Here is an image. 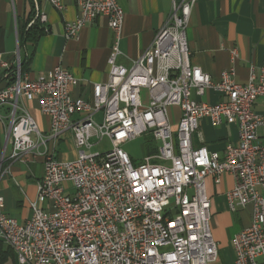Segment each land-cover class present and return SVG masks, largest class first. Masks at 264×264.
<instances>
[{
	"label": "built area",
	"instance_id": "1",
	"mask_svg": "<svg viewBox=\"0 0 264 264\" xmlns=\"http://www.w3.org/2000/svg\"><path fill=\"white\" fill-rule=\"evenodd\" d=\"M47 1L63 8V0ZM74 1L78 16L66 25L67 38L101 15L108 18V78L94 84L91 100L75 97L71 89L78 78L71 71L56 65L30 79L17 53L16 79L0 89V107H11L9 163L0 164V175L10 173L13 162L39 158L43 174L24 222L4 212L0 195V240L21 264H219L207 180L219 183L229 173V210L253 209L250 225L232 237L233 264H264V63L245 83L235 80L232 69L212 79L190 58L186 30L197 0H173L151 43L124 65L119 57L125 15L118 1ZM46 20L41 12L33 19ZM209 91L225 98L212 104L193 97ZM21 98L38 99L50 119L47 135ZM258 99L261 111L255 109ZM173 107L180 111L176 121ZM203 117L215 126L237 124L238 142L228 143L222 154L196 145ZM67 131L77 149L74 159L58 155ZM145 133L156 151L134 163L122 145ZM104 140L109 147L92 150Z\"/></svg>",
	"mask_w": 264,
	"mask_h": 264
},
{
	"label": "crops",
	"instance_id": "2",
	"mask_svg": "<svg viewBox=\"0 0 264 264\" xmlns=\"http://www.w3.org/2000/svg\"><path fill=\"white\" fill-rule=\"evenodd\" d=\"M117 1L125 15L120 40L123 54L119 62L130 65L140 57L168 19L173 0ZM37 12L47 17L43 23L44 33L35 41L20 46L19 32L29 19L28 26L35 22L33 19ZM77 16L78 7L74 0H63L62 9H57L47 0H0V89L9 85V69L15 65L19 52L20 60L24 57L28 63L23 76L37 79L56 65H61L78 78L71 94L91 100L94 84L103 83L108 78L112 31L108 18L101 15L83 25L76 37L67 38L66 25L75 21ZM186 34L192 64L201 67L214 80L220 79L223 71L232 69L235 80L245 83L251 74H259L264 63V0H197ZM3 62H8L10 67H4ZM193 97L212 104L225 98L216 91H209L203 96L193 93ZM20 104L36 119L40 131L47 135L50 119L40 111L38 99L21 98ZM255 109L262 110L261 99L257 100ZM10 110L7 104L0 107V164L3 168L9 163L7 132ZM172 112V120L176 121L179 108L173 107ZM94 117L97 121L102 120L101 113ZM199 129L201 138L195 136L194 143L205 144L210 151L222 154L228 143L238 142V126L235 123L215 126L208 117H203ZM61 143L67 144L74 154L69 156L58 151L59 157L76 158L77 149L71 131L64 134L59 145ZM42 174V158H39L33 163L13 162L10 173L0 175V195L4 197L3 210L7 215L20 222L31 216V202L36 200L37 181ZM233 186L234 178L229 173L222 175L219 183H214L212 178L207 180L211 196V229L218 244L219 264H233L235 250L232 237L250 225L253 215L250 205L235 212L229 210L226 192ZM0 242L3 250L11 252L6 259H0V264H21L14 251L3 241Z\"/></svg>",
	"mask_w": 264,
	"mask_h": 264
},
{
	"label": "trees",
	"instance_id": "3",
	"mask_svg": "<svg viewBox=\"0 0 264 264\" xmlns=\"http://www.w3.org/2000/svg\"><path fill=\"white\" fill-rule=\"evenodd\" d=\"M30 20L31 19H29V21ZM28 23H26L23 29H21V31L19 32L20 46H22V44L24 43L26 44V43L35 41L39 36H41L44 33V26L42 22L35 21L30 26H28ZM20 65H21V72L23 73L26 70L27 65H28L27 59L24 57H21ZM14 69H15V65L11 66L9 69L10 72H9V77H8L9 79L8 84H12L16 79ZM154 151H156V146L154 142L152 141V139H148L145 143V154H151ZM2 250H3V245L0 242V259L4 260L7 257H9L11 252L10 250H3V251ZM2 254L4 255L3 257H2Z\"/></svg>",
	"mask_w": 264,
	"mask_h": 264
},
{
	"label": "rangeland",
	"instance_id": "4",
	"mask_svg": "<svg viewBox=\"0 0 264 264\" xmlns=\"http://www.w3.org/2000/svg\"><path fill=\"white\" fill-rule=\"evenodd\" d=\"M148 139H151L150 133H145L144 135L138 136L135 139L125 142L122 145V148L131 155L133 158L134 163H138L142 161L145 155V143ZM109 147V143L107 140H104L102 144L98 146H94L92 148L93 151L102 150ZM58 151L68 154L69 156H73L72 150L69 148L67 144H60L58 146Z\"/></svg>",
	"mask_w": 264,
	"mask_h": 264
}]
</instances>
